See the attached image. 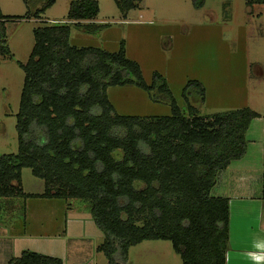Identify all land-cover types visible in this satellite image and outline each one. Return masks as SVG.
I'll list each match as a JSON object with an SVG mask.
<instances>
[{"label":"trees","instance_id":"obj_1","mask_svg":"<svg viewBox=\"0 0 264 264\" xmlns=\"http://www.w3.org/2000/svg\"><path fill=\"white\" fill-rule=\"evenodd\" d=\"M114 1L126 13L140 0ZM204 1L192 0L196 7ZM54 2L44 0L35 17ZM98 11L95 0H73L68 22L33 30L29 57L20 65L17 152L0 156V197L88 200L103 235L96 249L106 264H126L129 248L144 240L169 241L182 264H225L229 200L210 192L219 171L244 156L246 132L258 113L242 107L201 116L193 105L204 100L200 82L185 83L186 107L180 108L164 76L153 71L150 82L144 80L123 41L116 51L72 46L70 26L93 20ZM6 19L0 10V55L9 53ZM76 26L86 33L102 28ZM127 84L146 91L152 102L167 104L170 113H118L107 88ZM23 168L43 181L41 194L23 193ZM6 264L63 262L23 250Z\"/></svg>","mask_w":264,"mask_h":264},{"label":"rangeland","instance_id":"obj_2","mask_svg":"<svg viewBox=\"0 0 264 264\" xmlns=\"http://www.w3.org/2000/svg\"><path fill=\"white\" fill-rule=\"evenodd\" d=\"M71 1L55 0L35 17L44 0H0V10L7 17L6 45L9 49L8 54L0 55V156L17 152L15 120L24 76L20 65L29 57L34 42L33 30L68 22ZM95 1L99 8L97 21H79L71 25L69 42L72 46H96L116 51L123 41L125 55L140 65L144 80L150 82L153 71L164 76L180 108L186 107L181 95L183 86L189 80H196L205 89L203 102H194L195 95L191 96L199 115L248 107L264 116L263 4L247 7L245 0H205L203 6L196 7L192 0H140L135 8L122 13L114 0ZM92 24L102 25L101 30L86 33L76 26ZM107 94L120 114L170 113L167 104L152 102L146 91L134 85L110 86ZM114 155L120 157V154ZM21 188L38 193L43 192L44 185L29 168H23ZM18 201L20 205L10 217L14 219L11 223L15 228L22 229L23 220L25 223L44 220L49 225L42 232H50L53 236L44 233L37 238L43 246L26 245L44 254L50 252V247L44 243H56L67 250L82 243L62 235L65 221L93 222L88 200L55 199L56 204L44 207L42 214L32 210L36 200L29 202L25 210L21 206L23 201ZM3 218L2 212L0 221L3 222ZM98 233L99 239L88 234L90 240L82 245L100 244L103 235ZM87 255H91V249L86 247L80 256ZM92 262L106 264V258L100 252ZM126 264H182V261L169 241L144 240L129 248Z\"/></svg>","mask_w":264,"mask_h":264},{"label":"crops","instance_id":"obj_3","mask_svg":"<svg viewBox=\"0 0 264 264\" xmlns=\"http://www.w3.org/2000/svg\"><path fill=\"white\" fill-rule=\"evenodd\" d=\"M90 21L97 20L95 18ZM258 115L251 121L246 132L247 148L244 156L232 161L225 169L219 171L216 183L210 192L213 196L226 197L229 200V234L225 264H264V116L260 113ZM22 191L25 194L42 193L29 192L23 188ZM18 200L23 201L21 206H24V210L29 208L31 204L29 202L36 200L32 210L41 214L44 207H53L56 204L53 201L54 198L0 197V215L2 212L4 214L3 222L0 221V225L3 226L0 227V264H6L10 258L19 256L23 250L42 253L31 250L26 245L33 243L35 247L43 246L42 241L37 238H41L44 233L52 235L50 232H42L45 227L49 228L44 220L28 223L23 220L22 229L14 227L15 225L11 223L14 219L10 220V217L14 214L12 211L20 205ZM4 222L8 224L5 225ZM91 224L95 226L90 221L67 220L62 235L68 236L72 240L79 239L82 243L85 240H90L88 234L99 239V229H95ZM35 229H40V231L36 232ZM83 237L87 239H83ZM82 243L78 242L72 245V249L69 250L56 243H44L46 247H50V252H45V254L60 258L63 264H93V258L100 253L96 249L99 243L94 242L89 245L88 242V246H83ZM86 247L88 250L91 249V255L84 258L80 256V252Z\"/></svg>","mask_w":264,"mask_h":264}]
</instances>
